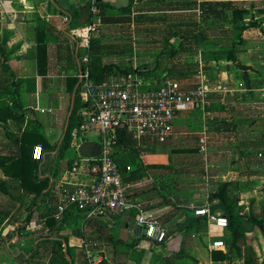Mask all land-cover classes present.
Returning <instances> with one entry per match:
<instances>
[{
	"label": "crops",
	"instance_id": "crops-1",
	"mask_svg": "<svg viewBox=\"0 0 264 264\" xmlns=\"http://www.w3.org/2000/svg\"><path fill=\"white\" fill-rule=\"evenodd\" d=\"M96 1L110 6H98L99 12L94 13L93 0H0V99H10V104H16L24 113L23 118L12 124L8 120L13 131L21 134L34 124L40 125L42 121L34 113L26 114V110L42 111L41 100L51 99L55 100L57 110L54 109L55 114L47 121L61 126L65 133L69 107L72 108L75 97L68 80L78 76L81 57L85 54H81L84 48L72 30L97 19L102 31L97 38H92L93 55L102 56L104 64L128 63L139 67V76L145 78L149 86H157L163 76L169 75L185 88H192L203 77L210 88V116L205 118L199 108L177 111L174 134L167 141L144 138L137 157L130 154L128 140L121 146L122 152L117 151L129 196L143 203L145 211L154 215L167 230L163 243L152 242L138 231L134 210L86 220L82 213L71 211L66 213L68 218L59 233L61 237H52L62 238L65 256L47 250L37 258L41 264H65V259L69 264H221L227 259L216 260L219 250H212L210 245L212 231L224 228L217 227L205 216L195 215V209L202 207L195 206L200 193L191 188L195 185L191 179L196 177L187 172L205 169L209 162L212 167L225 163L232 166V172L227 175L236 174L234 179H241L242 163L264 162V44L254 36L261 35L264 39V22L251 24L254 16L250 12L251 5L263 0ZM223 3L249 10L243 19L248 26L242 31L243 40L235 42L241 67L233 61L214 60L210 54L204 56L205 50L230 46L237 38V30L226 22L233 18L232 9ZM129 4L130 8L122 9ZM126 18L137 23L139 29V58L104 61L110 53L105 48L120 45L123 33L120 26ZM111 32L115 33L113 37ZM191 34L204 39L184 40V36ZM43 40L47 46L45 73L39 72L37 63L38 42ZM178 48L179 53L172 54ZM66 68H73V73L69 75ZM114 77L117 75L109 79ZM205 124L209 135L207 158L199 150L200 132ZM64 133L52 150L59 163L56 170L43 165L49 151L45 152L39 166V176L49 179V190L57 198H60L62 182L71 176L70 165H64L70 163V159L66 161L65 155L60 158L58 151ZM88 134L79 143L73 138L71 146L76 152L77 145L83 142H98ZM129 138L136 147L128 134ZM126 166H131L130 171H126ZM250 194V191L242 193L240 205L249 203ZM214 214L222 215L218 211ZM132 215L135 217L134 236L127 237L122 229L130 227ZM82 243L86 246L85 254L78 248L68 252V245ZM19 254L0 251V264H35L31 251L23 255L30 263H19Z\"/></svg>",
	"mask_w": 264,
	"mask_h": 264
},
{
	"label": "built area",
	"instance_id": "built-area-1",
	"mask_svg": "<svg viewBox=\"0 0 264 264\" xmlns=\"http://www.w3.org/2000/svg\"><path fill=\"white\" fill-rule=\"evenodd\" d=\"M96 3L93 0L94 13L99 12ZM99 26L100 21L97 19L72 30L80 46L87 50L81 57L78 77L84 82L88 101V105L81 110L83 120L80 130L75 129L72 134L78 140L89 132L96 133L101 145L100 154L82 156L79 153L80 145H77L78 156L70 169L71 176L61 184L57 218H63L64 214L71 211L82 213L86 220L118 211L134 210L137 213L138 231L152 242L163 243L167 230L154 215L145 211L143 203L129 196L124 170L115 159L118 132L126 129L136 142V148L146 137L165 142L174 134L177 111L199 108L205 118L210 116V88L203 77L194 87L185 88L178 79L169 75L163 76L157 86H149L146 79L139 76V72L94 83L90 75V48L93 33L98 31ZM208 145V126L205 124L199 137V150L205 158ZM44 155L42 145H35L33 158L42 160ZM130 169L131 166H126V171ZM195 215L206 216L221 228L229 226L228 217L212 213L208 205L196 208ZM210 247L212 250H222L226 243L216 239Z\"/></svg>",
	"mask_w": 264,
	"mask_h": 264
},
{
	"label": "rangeland",
	"instance_id": "rangeland-1",
	"mask_svg": "<svg viewBox=\"0 0 264 264\" xmlns=\"http://www.w3.org/2000/svg\"><path fill=\"white\" fill-rule=\"evenodd\" d=\"M250 7V12H252V15L254 16L251 18V22H256L255 24H258V22L263 23V1H256V3L253 6L251 5ZM257 16L259 18L256 19ZM126 20L128 19L126 18L120 26L123 28V33L120 37V45H118V47H106L105 51H110V53H107L108 58H105L104 61L115 62L119 61L120 59L124 61H133L135 56L139 58V29H137V23L133 22V20H131L130 18L128 21ZM101 27L102 26H99L98 31H95L93 33V38H97L98 34H100V32L102 31ZM225 30L228 29L225 28ZM110 34H112L110 36L113 37L115 33L111 32ZM254 36L256 37L255 40H258L261 44H264V39L261 35ZM108 39L109 41H112V38ZM235 40L237 41L238 39L236 38ZM84 53H87L86 49L81 51L82 55ZM137 63L139 64L138 60ZM65 70L69 75L73 73V68H66ZM70 79L71 78H69V80ZM80 92L83 95L82 100L85 102L86 89L84 87L83 81L80 87ZM10 101V99H5V102L9 104ZM71 103H73V100ZM40 107L44 109L43 112L41 111V109L33 110L28 108L26 110V114L34 113L42 121L40 125L34 124V127L31 126V129H34L33 131H36L38 134H40L39 136L41 138L47 139L49 143H51L52 148L48 153L47 162H45L43 165L47 166L49 170L55 171L59 166V163L57 161V156L54 155L52 150H54V143L62 137L64 128H62L61 126L59 127L55 124H49L47 121V118L53 116L55 114V111L57 110V104L55 100H41ZM16 108L17 111H22L20 107ZM15 121L16 120H10L11 124ZM8 124V122L0 121V156L17 154L19 151V146L17 143H15V140L20 136V134H18L19 131L14 132V129L11 127V125L9 126ZM88 136L90 139H99V137L96 136V133L89 132ZM83 139L84 136H80L77 142H82ZM127 140L131 147L129 152L133 157H135L137 153L139 154V148L135 147V143H133L130 138ZM116 150H120L122 152L121 147L118 149L116 148ZM117 151L116 154H118ZM64 155L66 161L72 158H76V149L71 147L66 150ZM132 159L133 158L128 161L132 162ZM210 164L211 163L209 162L205 169L203 168L199 171L189 170L187 172L192 177H196L191 179L194 180L193 184H195L191 188L195 192H198V194L200 193V196L198 197L199 199L195 203V206H211L213 204L212 199L218 192L222 183L227 180L231 181L232 183L229 187L231 194V205L233 207L234 213L240 211L241 214H243L247 230H249L247 231L246 235H243L244 233H242L241 235L240 233L241 236L238 240L239 245L242 249V255L239 256L237 252H235V254H233V257H235V259L231 260V262L227 260L225 262H222L221 264H245V261L247 259H251L250 264H264V162L257 161L242 163L243 177H240L241 179H234L237 176L236 174L227 175L228 172H232L230 170L232 169V166H227V164L223 163L218 167H212ZM64 165H70V163H65ZM3 174L4 172L0 167V178L6 183V187L8 190V192H4L0 189V251L19 252V256L21 255L18 259L19 263H23L27 262L23 258V255L28 254L33 248L37 247L38 250L34 255H32L31 259L35 264H41V260L37 258V255L39 256L41 253L47 250L59 251L58 247L55 246L53 242L50 241L47 243L46 241L48 240L46 238H52L55 236L56 228L60 225L62 218H57V207H55L54 204L50 202V198L47 199L45 197H40L37 203L35 205H32L31 198L33 197V195L24 193L20 186L19 179L9 177L7 178L5 176L3 178ZM223 175L225 177H223ZM249 191L252 192V194L248 195L249 197L247 198V200H249V203L244 204L243 206L240 205L242 193ZM50 194L53 193L50 191ZM31 206H36V208L34 209L32 219L28 222H25V224L23 223V219L27 216L29 209H32ZM8 212H10L11 214L8 215ZM132 216L133 220L131 221L130 227L122 229L127 237L134 236L135 217L134 215ZM50 217H54L56 219L54 230L49 229L50 226L47 223V218ZM254 217L256 218L255 221L253 219ZM78 221L80 224H82V221L80 219ZM21 225L24 226V228H18V226ZM230 237L231 232L229 230V226L227 228H224L223 230L212 231L211 233V241L218 238H222L225 240L227 247L226 250H228L229 248ZM13 242L15 243L13 244ZM72 248H78L79 251H83V249L86 250V246L84 243L80 245L75 244ZM226 250H224V252Z\"/></svg>",
	"mask_w": 264,
	"mask_h": 264
},
{
	"label": "trees",
	"instance_id": "trees-1",
	"mask_svg": "<svg viewBox=\"0 0 264 264\" xmlns=\"http://www.w3.org/2000/svg\"><path fill=\"white\" fill-rule=\"evenodd\" d=\"M97 6L100 8H103L104 6H110V4L104 3V2H97ZM211 5V4H209ZM223 6H227L230 9H232L233 18L231 20H227L226 22L230 24L233 29L237 30V41H242V31L246 29L248 26H246L245 22H243V19L245 15L249 13V10L246 9L243 6H235L232 3H223ZM131 7V4H129L126 7H122V9H128ZM103 20V19H102ZM91 20H89L90 22ZM251 24H255L254 22H251ZM200 40H203L204 38H200L198 35H186L184 36V40L190 41L195 40L199 42ZM234 43L230 46H223L219 49H212L208 51H204V56L206 54H210L214 60H226V61H233L235 62L239 67L243 66L241 62H238V58L236 56L237 48L235 46L236 40L233 41ZM94 41L91 40V47H93ZM182 44V43H181ZM183 47V45H182ZM92 49V48H91ZM181 49V48H180ZM37 63H38V69L39 72L45 73L47 68V46L45 41H39L37 46ZM179 48L172 52V54L179 53ZM171 53V52H170ZM195 53V51H194ZM171 54V55H172ZM90 75L94 83H101L104 80L109 79L111 76H119V75H127L129 73L133 72H140L139 67L133 68V65H130L128 63L123 64H104L102 61L101 56L93 55L90 52ZM150 69V68H149ZM147 68V70H149ZM155 69V68H153ZM143 70H146V67L143 68ZM172 69L169 70V72ZM78 84V87L76 88ZM82 85L81 79L77 76L75 78H71L69 80V89L75 93L74 97V103L72 108V113L70 115L69 122L67 124V132L60 143V147L58 149L59 151V157L62 158L64 156V153L67 149L71 148L73 136L72 133L75 129L80 130L81 123L83 120V117L81 115V110L88 105V101L85 100V102L82 100L83 95L80 92V87ZM9 104L5 102V100L0 99V121L1 122H8V120H20L24 117V113L19 112L16 110L17 105L16 104ZM71 109V106L69 107V110ZM34 129L26 128L24 129L20 136L15 140V143L19 146V151L17 154L13 155H7V156H0V167L2 168L4 174L9 178H17L19 179L20 186L25 194L33 195L31 198L32 205H35L40 197L50 198V202L54 204L55 207L58 208V205L60 203V198L52 196L50 194V188H49V179L40 177L39 176V166L41 164L42 160H36L33 158V148L37 144H41L44 154L45 152L50 151L52 148L51 143L47 139L41 138L36 131H33ZM119 136L115 142V149L120 148L125 141L128 138V131L126 129H120L118 132ZM85 138L83 139V141ZM117 151V150H116ZM78 152V150H77ZM78 156V153H77ZM115 159L120 165V161L116 157L115 153ZM75 158L70 159V169L74 163ZM121 166V165H120ZM231 181H225L222 183L221 187L219 188L218 192L213 197V204L211 205V211L213 213H216L219 211L222 215H225L228 217L229 222V230L231 232V237L229 239V248L228 251L225 253L224 250L216 251L218 252V257L215 256V259H222V260H231L235 259L233 257V254L237 252L239 256L242 255V249L239 245V237L244 233L243 235H246L247 227L244 221V216L241 214L240 211L237 213H234L233 207L231 205V194H230V185ZM0 189L4 192H8L6 183L0 178ZM52 196V197H51ZM58 200V202H56ZM32 209H29V212L27 216L23 219V223L28 222L32 219V216L34 214V209L36 206H31ZM8 215L11 213L8 212ZM204 217V216H203ZM68 218V214H64L63 219L60 223V225L56 228V234L55 236H59V233L63 230L65 221ZM207 218L206 216L204 217ZM47 223L49 224L50 228L54 230V225L56 224V219L54 217L47 218ZM255 221V217L253 218ZM22 223V225H23ZM26 224V223H25ZM18 226V228H24V226ZM26 227V226H25ZM264 232V230H263ZM241 233V235H240ZM54 236V237H55ZM63 237V236H62ZM48 242H53L55 246L58 247L59 251H51L58 254H61L65 256L64 254V243L62 238L59 239H52V238H46ZM66 239V238H65ZM68 242V239H66ZM133 244V243H132ZM135 245V244H133ZM72 248L68 245V252H71ZM37 247L33 248L31 250V255H34L37 252ZM84 254L86 253V250H84ZM30 255V256H31ZM32 258V257H31ZM32 260V259H31ZM27 262H30L29 259H26ZM249 261V262H248ZM251 259H247L245 261V264H250ZM65 264H69V262L65 259Z\"/></svg>",
	"mask_w": 264,
	"mask_h": 264
},
{
	"label": "water",
	"instance_id": "water-1",
	"mask_svg": "<svg viewBox=\"0 0 264 264\" xmlns=\"http://www.w3.org/2000/svg\"><path fill=\"white\" fill-rule=\"evenodd\" d=\"M73 103H74V101H73ZM72 108H73V104H72ZM72 108H71V111L69 113L68 122L70 119V115L72 113ZM68 122H67V124H68ZM66 132H67V125L65 128L64 134H66ZM100 149H101V145L99 142H83L79 146V153L85 157H93V156H97L100 154Z\"/></svg>",
	"mask_w": 264,
	"mask_h": 264
}]
</instances>
